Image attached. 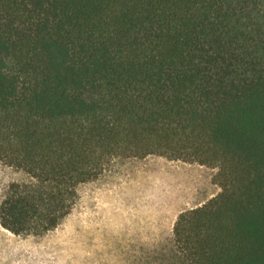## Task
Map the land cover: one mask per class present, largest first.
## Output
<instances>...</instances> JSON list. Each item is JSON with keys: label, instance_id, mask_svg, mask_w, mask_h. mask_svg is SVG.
Wrapping results in <instances>:
<instances>
[{"label": "trees", "instance_id": "16d2710c", "mask_svg": "<svg viewBox=\"0 0 264 264\" xmlns=\"http://www.w3.org/2000/svg\"><path fill=\"white\" fill-rule=\"evenodd\" d=\"M216 168L170 264H264V0H0V225L42 235L120 159Z\"/></svg>", "mask_w": 264, "mask_h": 264}, {"label": "rangeland", "instance_id": "374dc122", "mask_svg": "<svg viewBox=\"0 0 264 264\" xmlns=\"http://www.w3.org/2000/svg\"><path fill=\"white\" fill-rule=\"evenodd\" d=\"M216 168L160 155L113 162L78 186L71 213L42 235L0 225V264H170L178 215L216 196ZM29 176L0 161V201Z\"/></svg>", "mask_w": 264, "mask_h": 264}]
</instances>
